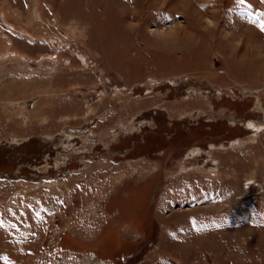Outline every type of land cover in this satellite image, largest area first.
<instances>
[{"label": "rangeland", "instance_id": "rangeland-1", "mask_svg": "<svg viewBox=\"0 0 264 264\" xmlns=\"http://www.w3.org/2000/svg\"><path fill=\"white\" fill-rule=\"evenodd\" d=\"M264 0H0V264H264Z\"/></svg>", "mask_w": 264, "mask_h": 264}, {"label": "snow or ice", "instance_id": "snow-or-ice-1", "mask_svg": "<svg viewBox=\"0 0 264 264\" xmlns=\"http://www.w3.org/2000/svg\"><path fill=\"white\" fill-rule=\"evenodd\" d=\"M262 30H264V25H261Z\"/></svg>", "mask_w": 264, "mask_h": 264}]
</instances>
